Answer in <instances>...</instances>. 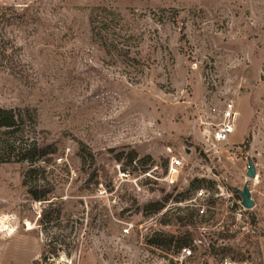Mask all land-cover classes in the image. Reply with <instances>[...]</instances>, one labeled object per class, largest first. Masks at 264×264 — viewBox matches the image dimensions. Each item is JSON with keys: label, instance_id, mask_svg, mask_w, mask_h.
I'll list each match as a JSON object with an SVG mask.
<instances>
[{"label": "rangeland", "instance_id": "1", "mask_svg": "<svg viewBox=\"0 0 264 264\" xmlns=\"http://www.w3.org/2000/svg\"><path fill=\"white\" fill-rule=\"evenodd\" d=\"M95 7L123 15L129 58L93 39ZM228 104L235 133L214 147ZM0 107L29 109L31 138L58 149L39 173L48 201L26 164H0V264H167L156 231L264 264V0H0Z\"/></svg>", "mask_w": 264, "mask_h": 264}, {"label": "trees", "instance_id": "2", "mask_svg": "<svg viewBox=\"0 0 264 264\" xmlns=\"http://www.w3.org/2000/svg\"><path fill=\"white\" fill-rule=\"evenodd\" d=\"M123 15L108 7H95L89 17L91 34L95 41L101 43L108 51H115L119 57L129 58L131 50L126 43H121V27L117 23L123 21ZM37 116L29 109L2 108L0 107V164H26V170L22 174L23 184L31 185L29 194L33 200L42 202L50 200L52 188L39 183V173L45 171L41 163L51 155H56L58 149L51 144H43L36 138H31V131L37 129ZM55 205L54 202L50 203ZM166 208L157 202L148 204L143 208L145 215L161 213ZM189 208V207H187ZM177 211L182 210L176 207ZM195 211V210H194ZM168 211L163 216H168ZM196 213L190 212L184 217L161 221L162 224H170L176 221L184 223L183 226H191L194 223ZM188 242V235L177 236L175 234L156 231L149 239L151 246L165 247L167 250L174 248L177 252L185 247Z\"/></svg>", "mask_w": 264, "mask_h": 264}, {"label": "built area", "instance_id": "3", "mask_svg": "<svg viewBox=\"0 0 264 264\" xmlns=\"http://www.w3.org/2000/svg\"><path fill=\"white\" fill-rule=\"evenodd\" d=\"M236 113L232 104H228L222 111V121L216 124L213 132V146L217 147L230 141L235 133ZM183 167V158L174 156L171 159L170 167L166 179L170 183L174 182L179 175V169ZM129 229H124V233H129ZM224 245L213 241V249L205 245L201 239L193 241L191 246L181 248L172 260L167 264H256L250 259L238 260L232 254L223 251Z\"/></svg>", "mask_w": 264, "mask_h": 264}, {"label": "water", "instance_id": "4", "mask_svg": "<svg viewBox=\"0 0 264 264\" xmlns=\"http://www.w3.org/2000/svg\"><path fill=\"white\" fill-rule=\"evenodd\" d=\"M248 167L249 169L247 172V177L254 180L257 176V171H256L255 164L252 160L249 161ZM241 196L243 198V201H242L243 207L248 208V209L255 207V203L251 198V191L248 185H245L244 190L241 192Z\"/></svg>", "mask_w": 264, "mask_h": 264}]
</instances>
